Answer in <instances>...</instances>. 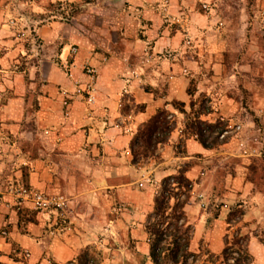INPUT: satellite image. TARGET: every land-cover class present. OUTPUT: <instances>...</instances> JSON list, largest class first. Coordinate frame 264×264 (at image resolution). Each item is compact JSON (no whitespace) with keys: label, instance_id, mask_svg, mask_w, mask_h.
<instances>
[{"label":"crops","instance_id":"obj_1","mask_svg":"<svg viewBox=\"0 0 264 264\" xmlns=\"http://www.w3.org/2000/svg\"><path fill=\"white\" fill-rule=\"evenodd\" d=\"M41 1L86 10L90 27L74 37L78 54L72 79L45 60L38 73L29 72L38 74L40 81L0 86V264H74L100 235L103 244L111 234L121 241H146L142 221L145 207L154 204L153 193L133 194L132 187L152 174L160 181L174 173L172 162L192 158H170L165 146L160 150L167 153L157 167L137 168L131 145L159 110H171L174 101L188 103L186 75L195 63L188 55L187 39L194 28L203 26V94L214 100L211 116L224 119L237 111L227 92L214 97L229 86L222 80L229 71L224 59L237 42L250 43L251 28L264 27V0H203V16L194 11L195 0ZM229 10L239 12L229 15ZM45 32L39 29L41 36ZM67 54L68 49L60 56L62 63ZM167 55L172 60H166ZM85 65L97 70L93 104L76 93L88 80ZM161 90L165 96L158 94ZM128 98L145 110L126 107ZM182 117L177 113L180 128ZM178 132L172 133L171 143L180 138ZM188 148L206 151L194 141ZM241 176L237 180L245 184ZM19 185L69 200V214L60 220L54 243L37 242L30 227L19 231L15 212L7 205L13 200L10 190ZM113 202L123 207L113 209ZM131 203L134 209L124 208ZM38 246H43L42 252ZM20 249L31 255L23 263L15 253Z\"/></svg>","mask_w":264,"mask_h":264},{"label":"rangeland","instance_id":"obj_2","mask_svg":"<svg viewBox=\"0 0 264 264\" xmlns=\"http://www.w3.org/2000/svg\"><path fill=\"white\" fill-rule=\"evenodd\" d=\"M195 1L197 7L194 11L203 16V0ZM231 1L240 3V0ZM238 12L229 10L228 13L237 15ZM86 16V10L63 3L0 0V86L10 81H40L38 74L29 72L33 69L38 73L45 60L52 61L66 75L60 56L64 50L77 47L74 43L77 31L82 33L89 29L90 22ZM174 25L178 27V24ZM40 28H46L43 36L39 33ZM251 29L254 36L250 43L237 42L232 54L224 59L229 71L222 80L229 86L225 87L226 90H218L214 97L218 99L221 93L227 92L237 103V111L229 117L222 116L223 122L221 118L211 116L215 113V106L211 104L214 100L203 94V26L193 29L196 31L187 39L186 49L195 64L186 76L188 91L194 96H189L185 104V114L180 118L181 128L176 119L180 112L173 106L166 110L174 117L172 133L178 130L180 138L171 143V133L168 142L157 148L155 158L140 160L135 166L155 168L167 152L170 158L188 156L192 159L189 162H172L176 165L174 173L160 181L152 174L132 187L133 194L153 193L154 204L145 207L142 221L147 232L146 241H121L116 234H111V240L107 238L103 244L104 238L100 235L92 242L91 250L82 251L74 264H155L150 256L151 245L157 240L152 235L155 231L166 235L158 244V249L163 251L158 264H174L169 251L173 249L175 240L181 250L187 245L186 251L179 254V264H264V27ZM240 30L244 32L242 27ZM166 60L172 58L167 55ZM209 80L214 83L213 79ZM158 94L162 97L166 92L161 90ZM125 101L126 107L136 109L129 98ZM198 115L201 121L215 127L203 126L206 143L216 145L213 149H205L202 154L188 148L193 141L199 143L186 128ZM218 123L221 125L216 126ZM222 129L226 131L224 138L219 135ZM165 146L168 147L167 152H161L160 148ZM238 176L247 184L240 183ZM180 177L188 182L187 188L177 184ZM170 178L173 180L169 181ZM20 187L23 185L10 190L13 200L7 204L15 212L19 231L27 232L30 227L40 244L46 241L54 243L63 218L55 212L33 210L29 205L17 207L15 192ZM121 203L113 202V209L123 207ZM177 204L184 205L183 210L175 211ZM135 205L131 203L124 208L134 209ZM178 216L181 219L177 220ZM64 221L68 224L67 219ZM237 240L239 245L245 246L249 258L240 252L239 246L234 245ZM226 241L233 247L229 251L232 258L227 261L223 256ZM38 248L43 251V246ZM15 253L22 263L31 256L21 249ZM25 253L29 257H25ZM48 259L52 260L50 256Z\"/></svg>","mask_w":264,"mask_h":264},{"label":"trees","instance_id":"obj_3","mask_svg":"<svg viewBox=\"0 0 264 264\" xmlns=\"http://www.w3.org/2000/svg\"><path fill=\"white\" fill-rule=\"evenodd\" d=\"M188 95L190 97H193L194 94L188 91ZM172 106L175 110L179 111L181 114H185L184 108L185 104L174 101L172 103ZM136 112H143L145 110L144 106H138L136 107ZM173 125H174V118L172 115L167 113L165 109L159 110L153 117H151L145 124L141 126V128L138 130L137 135L135 136L132 145H131V151H132V157H133V164L137 165L140 160H144L147 158L154 157L155 153L157 151V148L161 145H164L168 142V139L170 137V134L173 131ZM221 123L216 124V126H220ZM203 126L211 127L212 125L206 124L205 122L200 120V115L193 117L190 124L187 125V129L191 131V136H194L197 138L198 142L201 146L204 147V149H213L216 145L215 143L209 145L206 143V139L203 137ZM211 128H215L214 125ZM220 134L224 132L225 130H220ZM215 142V141H214ZM137 147V149H135ZM173 180V178H170L169 181ZM185 181V185L183 182ZM179 186L182 188L188 187V182L182 177L179 178V182H177ZM164 203H162L161 207L163 208ZM184 205L177 204L175 206L176 210H183ZM177 220L181 219L180 216L176 218ZM152 234V233H151ZM152 235H154L157 240L151 245V253L150 256L155 264H158V259L160 258V255L163 253L162 250L158 249V244L163 240V237H166L165 233H162L161 231H155ZM239 240V239H238ZM235 241V246H239L240 249H242V254L249 258V254L247 249L243 244L239 245V241ZM243 243V242H242ZM173 249H171L170 252V258L172 259V262L174 264H179V254L180 252L186 251L187 245L183 247L181 250L180 245L175 240L173 243ZM232 243L229 241H226V247L223 251L224 259L227 261L231 259V253L229 254V251L232 249ZM82 258H84L82 256ZM85 264V263H81Z\"/></svg>","mask_w":264,"mask_h":264},{"label":"built area","instance_id":"obj_4","mask_svg":"<svg viewBox=\"0 0 264 264\" xmlns=\"http://www.w3.org/2000/svg\"><path fill=\"white\" fill-rule=\"evenodd\" d=\"M204 8L206 7L204 6ZM77 54L78 48L71 47L68 50L67 56L65 57V59H63V68L66 72V76L69 79L73 78L71 67L73 65V59L77 56ZM83 72L88 80L84 85L81 84L83 88L78 89L76 93L82 96L88 104H93V92L94 86L97 81V70L90 65H85L83 68ZM221 122H223V119H221ZM224 133H226V131H224L220 135V138H224ZM15 201L17 207H24L29 205L33 210L55 212L61 218H64L67 214H69L70 210L69 200L66 197L62 195H47L45 193H40L26 188L24 186L18 188L15 192ZM25 257H29L28 253H25Z\"/></svg>","mask_w":264,"mask_h":264}]
</instances>
